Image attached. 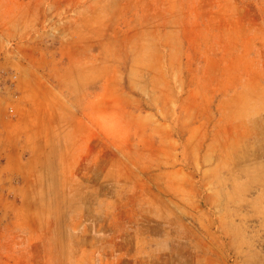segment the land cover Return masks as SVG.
Returning a JSON list of instances; mask_svg holds the SVG:
<instances>
[{"label":"rangeland","instance_id":"1","mask_svg":"<svg viewBox=\"0 0 264 264\" xmlns=\"http://www.w3.org/2000/svg\"><path fill=\"white\" fill-rule=\"evenodd\" d=\"M0 264H264V0H0Z\"/></svg>","mask_w":264,"mask_h":264}]
</instances>
